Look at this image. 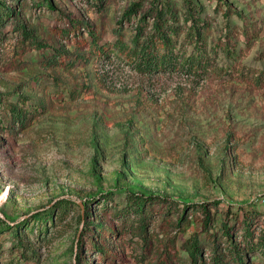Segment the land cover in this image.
Here are the masks:
<instances>
[{
    "label": "rangeland",
    "instance_id": "374dc122",
    "mask_svg": "<svg viewBox=\"0 0 264 264\" xmlns=\"http://www.w3.org/2000/svg\"><path fill=\"white\" fill-rule=\"evenodd\" d=\"M133 1L0 0V219L17 225H0V264H190L187 240L208 260L224 220L239 247L237 215L264 231V0H169L180 17L185 2L200 7L206 55L223 69L212 76L143 75L116 52H87V31L63 32L78 21L99 44L112 47L118 28L128 40ZM58 46L86 54L47 64ZM128 193L167 196L173 208L117 215ZM60 199L72 203L34 220ZM201 202H216L206 229L193 212L179 226L178 209ZM245 264L264 258L248 252Z\"/></svg>",
    "mask_w": 264,
    "mask_h": 264
},
{
    "label": "trees",
    "instance_id": "16d2710c",
    "mask_svg": "<svg viewBox=\"0 0 264 264\" xmlns=\"http://www.w3.org/2000/svg\"><path fill=\"white\" fill-rule=\"evenodd\" d=\"M218 1L220 2V0ZM148 3L149 6L144 7L143 1L136 0L124 9L122 19L130 25L132 33L129 39L125 40L121 34V28H118L115 31L116 39L112 43V47L106 43L99 44V35L89 25H81L82 22L72 21L70 27L63 29V32L67 37L71 35L74 39H78L79 36L82 37L80 29L87 31L90 35L87 52L94 51L105 55L112 51L116 52L126 59L134 70L143 75L176 72L190 77H205V75L212 76L223 71L221 66L218 67L216 64L211 63L206 55L202 36L208 28V23L200 17L201 9L199 6L192 1L185 2L180 17L169 0H150ZM223 13L224 16L237 14L230 8ZM134 15H137L138 18L132 22V16ZM1 21L2 18L0 17ZM119 24L122 26V21H119ZM223 37L228 39L230 33L228 31L224 32ZM227 44L228 42L223 43V49L229 55ZM188 45L193 46L190 52L186 48ZM85 54L84 51L75 50L70 52L59 46L54 47L52 54L47 58V64L52 66L62 65L67 59L69 63H72L70 66H73L76 65L75 61L82 60ZM261 74L256 77V81L262 78ZM13 115L16 121L19 122L25 118V114L21 113L20 110H13ZM113 194L111 191L102 194L103 200H114ZM71 203L72 201L68 199L57 200L53 202L50 209L48 207L45 210L36 212L33 218L34 220L47 222L53 219V209H57L62 213L66 208V204ZM173 203L172 198L159 194L128 193L125 197V203L117 206L115 213L117 215L134 214L143 220L154 204L159 205L165 211H171ZM215 203H185L181 209H178L180 215L177 218V224L179 226L187 224L189 212L200 213L202 214L200 218L202 228L206 229L211 220L210 205H215ZM248 215L249 213L236 216L241 229H243V247H239L240 244L235 243L234 237L231 235V228L227 224L228 220H224L222 222V232L225 240L221 241L216 240L215 237L213 238L212 243H210L211 255L208 260L203 257L201 244L196 236L187 240L185 249L189 255L190 264H245L248 252L253 253V255L259 254L264 258V231L255 236L250 231L251 218ZM81 218L82 215H79V220ZM227 218H229L228 214ZM0 225L6 229L13 227L16 229L17 227V225L11 226L5 219H0ZM26 228L27 226H25ZM139 232L142 233V236L145 233L143 221L139 225ZM82 236L80 235L77 239L76 247L82 246L84 241ZM253 239H256V242Z\"/></svg>",
    "mask_w": 264,
    "mask_h": 264
}]
</instances>
